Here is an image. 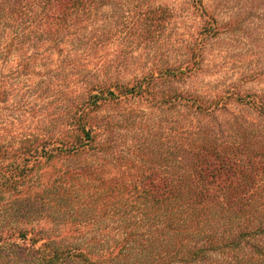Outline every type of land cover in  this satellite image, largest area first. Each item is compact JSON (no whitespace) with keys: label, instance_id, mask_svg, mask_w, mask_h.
Masks as SVG:
<instances>
[{"label":"trees","instance_id":"1","mask_svg":"<svg viewBox=\"0 0 264 264\" xmlns=\"http://www.w3.org/2000/svg\"><path fill=\"white\" fill-rule=\"evenodd\" d=\"M202 1L211 19L170 54L174 9L157 0H0V57L15 45L26 72L46 44L82 57L72 97L35 91L70 128L0 144V264H264V104L187 87L217 23ZM114 61L141 72L108 77Z\"/></svg>","mask_w":264,"mask_h":264},{"label":"rangeland","instance_id":"2","mask_svg":"<svg viewBox=\"0 0 264 264\" xmlns=\"http://www.w3.org/2000/svg\"><path fill=\"white\" fill-rule=\"evenodd\" d=\"M157 1L174 9L172 24L162 37V40L168 42L170 54L183 44V37L198 34L205 22L211 19L195 8H199L194 5L195 0ZM202 4L205 10L212 13L217 23L213 25L209 20L207 24L214 28L208 32L210 36L205 43L201 70L193 75L187 87L204 95L225 91L228 87H238L243 95L250 93L255 96L257 103L264 104V0H203ZM104 22L108 20L103 21L101 18L92 23L102 25ZM46 46L49 51L35 48L38 54L29 59L28 63L31 64L27 72L19 69L21 60L16 57L15 45L7 44V47L2 48L4 57L0 63V72L2 70L6 84L0 96V144L7 150L17 147L27 135L46 138L50 131L59 133L69 129L73 123L64 106L47 99L40 101L35 91L41 84H53V80L58 91H61L57 96L58 101L72 97L69 89L75 90L79 85L72 84L71 66L82 57L80 54L65 57V54H56L50 46ZM115 47L114 43L109 44V55ZM29 49V46H24L22 52L33 54L34 51ZM131 67L133 64L115 65L114 61L108 77L132 79L141 71ZM90 69H93L92 66ZM243 108L236 104L229 107L230 111H239L250 118L254 116L253 110ZM109 111L107 108L104 113L108 114ZM141 112L139 118H150L149 111ZM99 118L97 115V120ZM48 170L43 166L34 175L41 173L38 178L46 181L48 177L44 171ZM23 189L26 190V186Z\"/></svg>","mask_w":264,"mask_h":264}]
</instances>
